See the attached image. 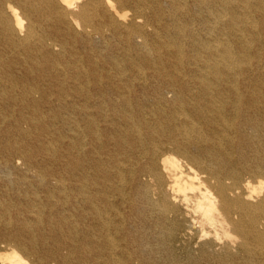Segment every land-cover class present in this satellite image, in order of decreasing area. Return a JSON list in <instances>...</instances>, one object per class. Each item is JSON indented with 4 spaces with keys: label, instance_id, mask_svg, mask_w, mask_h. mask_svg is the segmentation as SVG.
I'll use <instances>...</instances> for the list:
<instances>
[{
    "label": "bare ground",
    "instance_id": "obj_1",
    "mask_svg": "<svg viewBox=\"0 0 264 264\" xmlns=\"http://www.w3.org/2000/svg\"><path fill=\"white\" fill-rule=\"evenodd\" d=\"M0 264H264V0H0Z\"/></svg>",
    "mask_w": 264,
    "mask_h": 264
}]
</instances>
